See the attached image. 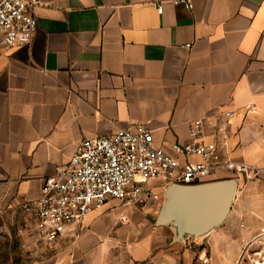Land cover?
<instances>
[{
	"label": "crops",
	"instance_id": "obj_1",
	"mask_svg": "<svg viewBox=\"0 0 264 264\" xmlns=\"http://www.w3.org/2000/svg\"><path fill=\"white\" fill-rule=\"evenodd\" d=\"M38 1L32 42H0V239L26 220L25 264H264V183L254 181L264 179V0ZM230 110L224 153L238 167L211 180L234 178L237 189L220 226L180 241L151 221L161 203L128 212L113 201L77 239L51 249L38 238L24 204L84 140L144 124L174 155L172 144L193 141L195 120L222 122Z\"/></svg>",
	"mask_w": 264,
	"mask_h": 264
},
{
	"label": "built area",
	"instance_id": "obj_2",
	"mask_svg": "<svg viewBox=\"0 0 264 264\" xmlns=\"http://www.w3.org/2000/svg\"><path fill=\"white\" fill-rule=\"evenodd\" d=\"M193 9L192 0H170ZM38 0H0V42L7 47L28 45L37 29L34 7ZM159 14L163 6L157 5ZM234 111L222 113L225 121L197 119L192 124L193 141L174 143V155L156 147L152 131L144 124L134 129H119L109 136L84 140L69 164L44 179L40 197L24 204L33 227L45 246L55 249L67 234L76 231L94 212L115 201L111 208L128 212L148 203H161L163 193L155 188L170 184L194 185L210 181L223 168H237L226 151L227 127ZM205 127L213 128V139L201 136ZM183 157L185 161H181ZM198 158L195 162L193 159ZM264 175V169H256ZM120 222L129 221L128 213ZM261 262L260 264H262ZM259 264V263H258Z\"/></svg>",
	"mask_w": 264,
	"mask_h": 264
},
{
	"label": "water",
	"instance_id": "obj_3",
	"mask_svg": "<svg viewBox=\"0 0 264 264\" xmlns=\"http://www.w3.org/2000/svg\"><path fill=\"white\" fill-rule=\"evenodd\" d=\"M236 189L234 178L194 185L170 184L163 192L154 224L173 226L180 241L184 237L203 236L226 220Z\"/></svg>",
	"mask_w": 264,
	"mask_h": 264
},
{
	"label": "rangeland",
	"instance_id": "obj_4",
	"mask_svg": "<svg viewBox=\"0 0 264 264\" xmlns=\"http://www.w3.org/2000/svg\"><path fill=\"white\" fill-rule=\"evenodd\" d=\"M254 181H257L260 184L264 183V179H254ZM150 218L154 223L156 214L153 215V213H151ZM28 225L29 224L26 223V220H22L20 223H14L11 225L10 239H0V264H25L33 259L30 256L31 253L29 249L31 248V244L29 245V243H27L26 245V240H22L19 235L20 231H31L30 226L28 228Z\"/></svg>",
	"mask_w": 264,
	"mask_h": 264
}]
</instances>
